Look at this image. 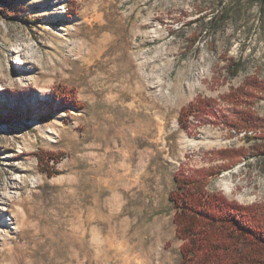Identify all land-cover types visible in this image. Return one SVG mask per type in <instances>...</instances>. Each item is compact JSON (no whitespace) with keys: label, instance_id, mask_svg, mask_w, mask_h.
<instances>
[{"label":"rangeland","instance_id":"374dc122","mask_svg":"<svg viewBox=\"0 0 264 264\" xmlns=\"http://www.w3.org/2000/svg\"><path fill=\"white\" fill-rule=\"evenodd\" d=\"M0 10V192L20 199L2 217L0 264H179L168 196L181 165L219 170L209 192L264 204V128L228 125L246 108L264 121V90L251 85L264 80V0ZM18 50L37 65L14 64ZM197 98L216 111L184 129L180 110ZM235 149L231 164L221 151Z\"/></svg>","mask_w":264,"mask_h":264},{"label":"trees","instance_id":"16d2710c","mask_svg":"<svg viewBox=\"0 0 264 264\" xmlns=\"http://www.w3.org/2000/svg\"><path fill=\"white\" fill-rule=\"evenodd\" d=\"M239 67L237 63L231 65L230 76H235ZM251 85L264 90V80L251 79ZM215 106L216 102L209 98L190 102L180 110V126L187 129L190 116L197 119L202 114L214 115ZM234 114L239 120L229 119L228 125L237 132L247 135L249 130L257 132L258 127L264 128V121L250 110L247 114V108L240 116L236 111ZM225 151L232 155L227 156L231 164L243 156L241 150L221 152ZM229 162L227 160L225 168ZM187 169L181 165L174 172V187L168 196L174 209L176 237L181 240L179 264H264V204L242 206L219 192H209V178L219 170Z\"/></svg>","mask_w":264,"mask_h":264},{"label":"bare ground","instance_id":"6f19581e","mask_svg":"<svg viewBox=\"0 0 264 264\" xmlns=\"http://www.w3.org/2000/svg\"><path fill=\"white\" fill-rule=\"evenodd\" d=\"M16 52L15 53V56H14V64H16L17 66H26L28 67L29 69L32 68L31 65H37V61L36 60H32V59H29V57L23 53V52H20V50L18 51H14ZM0 90H1V85H0ZM22 180L21 176H16V178H14V183L17 184L19 182V180ZM18 191V190H17ZM12 198H14V200H20L19 199V196H18V192H15V191H12V192H0V232H6L7 233V227H8V223L9 222H6V220H3L2 217L5 215V211L7 210L8 211V206L10 204V201H12ZM13 200V201H14ZM12 201V203H13ZM10 207V206H9ZM12 216V215H11ZM7 218V216H6ZM5 219V217H4ZM11 222V221H10ZM10 226V225H9ZM3 237V235H2Z\"/></svg>","mask_w":264,"mask_h":264}]
</instances>
